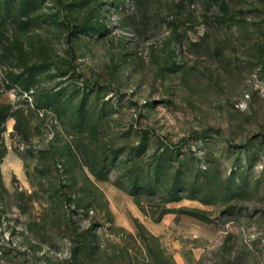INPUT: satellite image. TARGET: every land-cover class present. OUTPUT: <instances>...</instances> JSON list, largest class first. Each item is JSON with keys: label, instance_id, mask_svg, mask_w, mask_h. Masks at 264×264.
Here are the masks:
<instances>
[{"label": "rangeland", "instance_id": "374dc122", "mask_svg": "<svg viewBox=\"0 0 264 264\" xmlns=\"http://www.w3.org/2000/svg\"><path fill=\"white\" fill-rule=\"evenodd\" d=\"M0 264H264V0H0Z\"/></svg>", "mask_w": 264, "mask_h": 264}, {"label": "trees", "instance_id": "16d2710c", "mask_svg": "<svg viewBox=\"0 0 264 264\" xmlns=\"http://www.w3.org/2000/svg\"><path fill=\"white\" fill-rule=\"evenodd\" d=\"M1 114H3V112L1 111ZM6 118V117H5Z\"/></svg>", "mask_w": 264, "mask_h": 264}]
</instances>
